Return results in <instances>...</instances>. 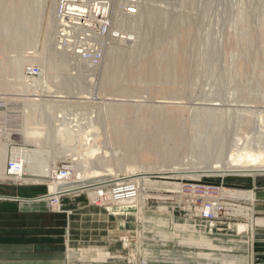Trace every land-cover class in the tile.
Instances as JSON below:
<instances>
[{"label": "rangeland", "instance_id": "rangeland-1", "mask_svg": "<svg viewBox=\"0 0 264 264\" xmlns=\"http://www.w3.org/2000/svg\"><path fill=\"white\" fill-rule=\"evenodd\" d=\"M53 2L0 0V113L9 116L6 120L0 118V140L5 141L9 136L13 145L0 147L5 167V170L0 168V187L9 190L40 188L45 192L41 198L49 202L50 209H61L63 200L70 202L69 207L91 204L110 207L112 211L133 209L127 223L116 227L122 262L110 259L111 253L90 251L85 255L87 252L83 249L75 259L67 257L65 264H112L115 261L120 264H185L178 247L167 244L166 251L161 244L173 243L178 237L180 229L173 223L179 217L203 221L198 216V208L206 199L225 205L221 218L203 221L210 224L208 233H231L235 242H241L243 234L247 240L249 234L252 240L255 197L251 200L247 196L248 188L242 179L253 176L189 177L157 173H166L165 168L172 165L206 167L239 146L264 148V0H110L113 29L119 30L120 35L123 31L129 40L108 39L101 66L92 73L83 68V74L79 75H72L70 58L48 44L46 30ZM130 3L136 4L141 18L138 14L129 17L124 13ZM122 20H131V27L119 29L117 23ZM172 26L175 32L171 35ZM110 46L117 48L119 59L107 56ZM29 65L45 67L52 81L50 87L57 94L75 97L94 93L98 94L96 101H102L88 106H81L76 100L65 103L63 109L68 115L63 120L70 131L68 143L61 142L63 138L56 131L59 118L50 116L51 111L48 115L40 109L35 115L19 114L27 94L33 93V89L23 83V73ZM161 98H174L173 101L183 103L178 109L161 106L158 103ZM112 100L120 104L115 107H119V111L106 116L104 108ZM104 117L110 144L106 143L107 153L89 158L81 156V152L95 143L94 135L100 132L98 119L104 120ZM26 121L27 131L24 129L21 135ZM87 130L91 131L86 133ZM15 131L18 135H13ZM101 134L104 139V132ZM87 138L89 146L82 145ZM14 141L31 145L30 148L17 147ZM97 142L105 145L101 140ZM15 154L32 162L33 172H25L18 181L10 179L6 169V161ZM73 162L81 164L80 167ZM63 167L72 170L70 179L52 178L53 172ZM81 168L89 172L86 177L79 176L77 170ZM91 168L106 169L107 173L102 171V175L95 176L90 174ZM140 173L152 175L139 180L141 195L131 203L100 201L98 190L93 187L44 197L52 188L59 191ZM202 186H209L214 192L202 195ZM230 192L235 195L231 196ZM243 208L251 216L247 217ZM148 212L159 214L170 223L169 235L161 236L155 224L147 233ZM217 223L230 225V228L211 227ZM240 224L246 226L243 232H238ZM203 249L211 250L208 245Z\"/></svg>", "mask_w": 264, "mask_h": 264}, {"label": "crops", "instance_id": "crops-1", "mask_svg": "<svg viewBox=\"0 0 264 264\" xmlns=\"http://www.w3.org/2000/svg\"><path fill=\"white\" fill-rule=\"evenodd\" d=\"M242 180L248 188L247 196L251 200L255 197L252 240L249 234L247 240L243 234L241 242H235L231 233H208L210 224H204V220L179 217L173 223L180 229L178 237L173 243H162V250L167 251V244L178 247L185 264H264V174ZM39 189L0 187V264H65L67 257L75 259L83 249L87 252L85 255L90 251L108 252L112 254L110 259L122 262L116 227L127 223L134 213L132 208L112 211L110 207L91 204L69 207L70 202L63 200L61 209H50L49 202L41 198L45 192ZM57 192L53 190L44 197L59 196L55 195ZM242 211L247 217L251 216L247 209ZM145 224L147 233L154 224L161 236L169 235L172 230L170 223L159 214L148 212ZM218 224L211 227L230 228V225ZM245 228L243 224L237 226L238 232ZM207 245L211 250H201ZM115 262L112 264H120Z\"/></svg>", "mask_w": 264, "mask_h": 264}, {"label": "bare ground", "instance_id": "bare-ground-1", "mask_svg": "<svg viewBox=\"0 0 264 264\" xmlns=\"http://www.w3.org/2000/svg\"><path fill=\"white\" fill-rule=\"evenodd\" d=\"M53 1H54L52 4L53 10L51 13L52 15H51L50 20H49L48 30H46L47 31L46 32L47 41H48L49 45H52V47L54 48L55 51L60 52L64 55H67L70 58L72 75L83 74V68L87 73H92L96 69H98L101 66L102 61L104 59L105 52H106L107 45H108V41H109L108 39H110L112 37H116V38L119 37L120 40L128 38V36L124 35L125 33L123 31L121 32V34H123V35H120V33H118L119 30L113 29V23H114L113 22V12H112V8H110V6H111L110 0H106L107 2L105 1V3H101L102 2L101 0H57L56 3H55V0H53ZM61 1H65V2L67 1V4L63 3V6L69 7L67 10H64L62 13H60ZM101 4L103 7H100ZM133 4L134 3H130L129 5H127L124 8V13L129 17H134L138 14V10L135 13L133 11L130 12L128 10V8L132 7ZM54 9H55V11H54ZM102 9L104 10V12H106L105 10H110L109 15L106 19L109 23V31L105 30V32L102 31L103 28H102V26H100L101 23L99 24V22H100L99 18L100 17L98 15H96L97 11L98 10L101 11ZM160 13H162V12H160ZM140 15H141V13H140ZM140 15H139V17H140ZM151 15H149V16H151ZM153 15H154V13H153ZM159 15H161V14H159ZM162 15H164V13H162ZM149 16H148V18H149ZM162 17H164V16H162ZM162 17H161V19H162ZM128 21L129 22L122 20L121 22H118L117 23L118 28L121 29V28H123V26H125L127 28L131 27L132 21L131 20H128ZM178 22H180V21H178ZM83 25L86 26L85 29L83 28ZM174 25H175V23H174ZM174 27L176 28L178 26L176 25ZM174 27L172 26V28H171V30H172V32L170 33L171 35L173 34V31L175 32V30H173ZM31 28L34 29V27H32V26H31ZM169 32H167V33L169 34ZM114 33H116V34H114ZM162 36H163V34L161 35V37ZM169 37H170V35H169ZM127 40H129V38ZM156 42L158 43V40L155 41V45H156ZM95 45H97L96 48L98 47V45H100L102 50H103L102 57H101V59L98 58L99 60L97 59V62L93 61V58L96 59L95 54L99 52V50H97V52H94L95 48L93 46H95ZM78 47H81V51L77 53L76 48H78ZM88 53L90 55H88ZM107 56L111 57V59L114 57H117V56H118V59L121 57L119 54V51L117 50V48L115 46L109 47ZM108 62H110V61H108ZM28 67H33V68L39 67L40 71H41L39 73V75H41L43 77L39 76L40 77L39 78L35 74H32V75L27 74L26 70ZM28 67L25 68L24 73H23V83L24 84L26 83L30 88H32L33 93L27 94L28 97L24 99L25 105L24 104L22 105V110L19 113L21 115H24V117H26V115H35V112L38 109H40L39 110L40 112H43L47 115H48V112L51 111L49 113L50 116H52L56 119L59 118L58 123H57L58 127L56 128V130H58L57 133L59 135H61V138H63V141H61V142H67L68 143L69 142L68 139L70 137V131H68L67 126L65 125V122L63 120V118L68 115L67 111L63 109V107L66 106L65 103L71 102L72 100H76L82 104L81 106H88L89 103H100L102 101H96L98 99H95V98H97L96 95H98V94H94V93H89L87 95H80V96H75V97H69V96H67L68 94L67 95L57 94L50 87V85L52 84V81H51V78H49V73L46 71V69L43 65H29ZM89 75H93V74H89ZM37 89H40V91H37ZM71 98H73V99H71ZM162 99L163 98H161V100ZM167 99L159 101L158 103H161V106L171 105V107H177V109L182 106L181 103H183V101H181V100L180 101H177V100L173 101L174 98L173 99L170 98L169 100H167ZM105 102H107V101H105ZM136 104H137V102H136ZM119 105L120 104H118L114 101L108 102L106 104V108H104L106 111V116H108V114L113 115V114L117 113L119 111V107L118 108H115V107L119 106ZM78 106H80V105H78ZM103 106H105V105H103ZM98 111H100V109ZM93 112H95V111L93 110ZM4 117L6 120V119H8L9 116H8V114H1L0 113V118H4ZM102 120H103V118L98 119L99 127L102 131L100 129H98L100 131L98 133L95 131L96 134L94 135L95 137L93 140H96V141L98 140L99 142L101 140V142H104L105 145H102L101 143H100L101 144L100 145L97 142L99 144L98 145L95 141V143H92V145H90V148H87L86 150L81 152V156L85 155V156H88V158H89V157H93L97 154H106L107 153V151L105 149L107 148L106 146L107 145L110 146V144H108L109 141H108V137H107V133H106L107 129H105L106 128L105 127L106 126V124H105L106 118L103 121ZM23 123L24 124H23L22 130H21V135L24 133V129L27 131V121H26V123L25 122H23ZM86 126L88 127L89 125H86ZM97 126H98V124H97ZM0 128H1V126H0ZM89 131H91V130H89ZM89 131L87 130L86 133H89ZM103 132H104V139H101L100 136L102 135L101 133H103ZM11 134L12 133H10V134L8 133V135H11ZM89 143H90L89 138H87L86 143L82 142V145L87 144L89 146ZM106 143H107V145H106ZM11 144L12 143H10L9 136L6 137L5 141L0 140V147H7V148L12 147L13 145H11ZM260 147L259 148L258 147L253 148V147H249V146H239L231 154H228L227 156H225V158L223 157V159L217 160L216 162H218V163L214 162L215 164L212 163L211 165L206 166V167H202V166L198 167V165L196 163H195V165H197V167H183V166L180 167L177 165H176L177 167H175V166L172 167L173 166L172 165L168 169L163 167V168H165V171L167 170V172L166 173L160 172V173H157V175L158 174H160V175H164V174L168 175L169 174V175H175V176H189V177H193V176L198 177V176H202V175H206V176H208V175L209 176H239V177H241V176H255L257 174H264V148H262V147L260 148ZM23 153H25V152H23ZM18 157H20V156H18ZM4 158H6V157H4ZM8 160H10V159H8ZM19 160L21 161V165H20V168L18 170L17 169L16 170L8 169V165H7V161H6L7 175L10 177V179L15 180V181L23 179L22 177L24 175H26L25 172L32 171L31 170V165H32L31 163L32 162H31V160L29 161V158L26 159V158H23L21 156L19 158ZM78 164L79 163H77L76 165H78ZM25 165L27 166L26 169L24 168ZM74 165H75V163H74ZM80 165L81 164H79V167H80ZM0 168L1 169L5 168L4 167V161H3L2 157L0 158ZM86 169H88V168H86ZM84 170L85 169L82 170V168H81V170L80 169L77 170V172H79L80 177L85 176L86 172H88L87 170H86V172ZM102 171L107 173L106 169L102 170ZM102 171L91 168L90 174H94L95 176L96 175H102L103 174ZM3 173H5V172H3ZM151 173H140V174H135L134 176H131V177H129V176L128 177H117V178H114L112 180L100 181L99 183L110 184L113 180H119L122 178L132 179V180L138 179V181H139V180L145 179L146 177H148V175H152ZM24 179L26 180V178H24ZM96 184H98V183H96ZM96 184H93V182H91V183H85V184L83 183L82 185H76V186H72V187H68V188H62V189H59V191L55 195H61L62 193L65 194V193L71 192V191L73 192V190H75V189H80V191H81V190H84L85 188L87 189V187L91 188ZM52 190H54V189L52 188ZM138 198L139 197L137 196L133 199L122 201L121 203H126V202L131 203V202L137 201Z\"/></svg>", "mask_w": 264, "mask_h": 264}, {"label": "built area", "instance_id": "built-area-1", "mask_svg": "<svg viewBox=\"0 0 264 264\" xmlns=\"http://www.w3.org/2000/svg\"><path fill=\"white\" fill-rule=\"evenodd\" d=\"M101 1H102L101 3H105L106 0H101ZM63 3L67 4V1L66 2L61 1L60 13H62L64 10H67L69 8L68 6L64 7ZM100 7H103L102 4L100 5ZM110 8H111V6H110ZM128 10L130 12L133 11L135 13L137 11V7L135 4H133L132 7L128 8ZM105 11L106 12H104V10L102 9L101 11L98 10L96 13V15H98L100 17L99 18V20H100L99 24L101 23L100 26H102L103 32H105V30L109 31V23L106 19L109 15L110 10H105ZM83 28L85 29L86 26L83 25ZM114 34H116V33H114ZM96 46L97 45L93 46L95 48L94 52H97V50H99V52L95 54L96 59L93 58L94 62H97L98 58L101 59L102 54H103V50H102L101 46L98 45L97 48H96ZM80 51H81V47L76 48L77 53ZM88 55H90V54L88 53ZM32 68L33 67L27 68V70H26L27 74H30V75L35 74L37 77H39V76L43 77V76L39 75V73L41 72L39 67L38 68L35 67L33 69ZM57 127H58V125L56 123V128ZM17 133L18 132L15 131L13 135H18ZM21 142L22 141H18V142L14 141V145H16L17 147L25 145V146H28L30 148L31 144H24ZM19 158L20 157H18L16 154L14 157H11L10 160L7 161L8 169H10V170H16L17 169L18 170L20 168V165H21V161L19 160ZM71 176H72V170H70L68 167H63V168L59 169L58 171L53 172V174H52V178L63 180V181L69 180ZM109 180H111V179H109ZM103 181H107V180H103ZM93 188L98 190V192H97L98 200L102 201L104 199H108L113 203H121L122 201L130 200V199H133L137 196L140 197V195H141V187H140L139 181L132 180V179H126V178H122L119 180H113L110 184L98 183V184L94 185ZM201 189H202V193H203L202 195L212 194L214 192L209 186H202ZM224 210H225V205L223 203H221L220 201L215 200V199H206L202 202L201 205H199L198 216H200L203 220H206V221L207 220H215V219H219L222 217Z\"/></svg>", "mask_w": 264, "mask_h": 264}]
</instances>
